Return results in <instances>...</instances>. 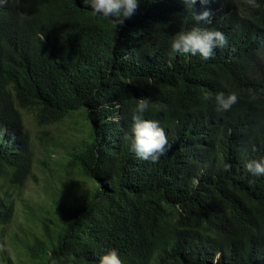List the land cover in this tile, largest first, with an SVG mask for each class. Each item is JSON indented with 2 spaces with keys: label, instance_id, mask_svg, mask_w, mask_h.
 Segmentation results:
<instances>
[{
  "label": "trees",
  "instance_id": "1",
  "mask_svg": "<svg viewBox=\"0 0 264 264\" xmlns=\"http://www.w3.org/2000/svg\"><path fill=\"white\" fill-rule=\"evenodd\" d=\"M140 0L117 27L81 0L0 4V242L13 219L10 189L31 178L35 141L60 145L38 127L68 119L86 131L65 146V167L86 188L63 182L40 205V234L25 233L26 264H96L116 249L123 264H264V176L244 164L264 156V0ZM210 10L228 43L199 56L169 55L170 39ZM43 34L44 39L39 40ZM218 92H236L229 111ZM212 99H205L207 94ZM151 99L171 145L153 164L123 141L135 99ZM62 147V146H61ZM63 181V180H60ZM3 192V193H2ZM0 264H12L2 254Z\"/></svg>",
  "mask_w": 264,
  "mask_h": 264
},
{
  "label": "clouds",
  "instance_id": "2",
  "mask_svg": "<svg viewBox=\"0 0 264 264\" xmlns=\"http://www.w3.org/2000/svg\"><path fill=\"white\" fill-rule=\"evenodd\" d=\"M82 4L92 15L111 20L117 27L122 25L125 18H130L137 10L140 0H81ZM214 0H200L201 4H208ZM4 0H0L3 4ZM196 0H185L187 9H192ZM251 8L260 7L259 0H246ZM211 12L208 9L199 14H192L193 25L186 31L175 33L170 39L171 56H199L207 61L215 52L214 48L224 47L228 41L220 30L204 27L203 23H211ZM44 35H39L42 41ZM205 99H212L209 93ZM135 106L131 109V128L126 132L123 141L128 145V150L143 161L157 163L170 149L171 145L166 136L165 129L159 121L147 119L145 114L150 111L151 99L140 97L135 99ZM238 101L236 92H218L214 96L215 110L217 112L229 111ZM247 173L253 177L264 176V156L248 160L244 164ZM49 264H61L55 257H49ZM96 264H123V261L116 249H109L97 255Z\"/></svg>",
  "mask_w": 264,
  "mask_h": 264
},
{
  "label": "rangeland",
  "instance_id": "3",
  "mask_svg": "<svg viewBox=\"0 0 264 264\" xmlns=\"http://www.w3.org/2000/svg\"><path fill=\"white\" fill-rule=\"evenodd\" d=\"M76 119H68L61 124L41 129L31 113L24 114L26 129L37 139L45 131L53 135L54 140L60 145H53L51 153L35 141V164L31 178L21 189H10L8 201L14 202L13 219L6 226L0 242V259L2 254H8L12 264H26L25 247L20 242L25 238V233L40 234L42 231L43 211L40 205L52 201V197L60 191L63 182L74 184L75 187L86 188L88 181H69L74 179L72 172L68 171L65 163L71 157L64 147L80 146L85 139L86 131L76 124ZM62 146V147H61ZM63 180V181H60ZM3 193V192H2Z\"/></svg>",
  "mask_w": 264,
  "mask_h": 264
}]
</instances>
